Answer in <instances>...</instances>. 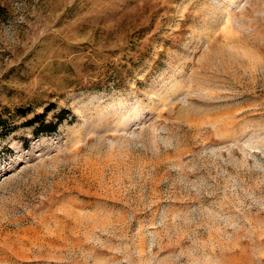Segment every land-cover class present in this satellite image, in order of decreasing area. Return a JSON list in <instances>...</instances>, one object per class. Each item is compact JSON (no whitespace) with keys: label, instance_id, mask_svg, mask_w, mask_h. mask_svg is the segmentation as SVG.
<instances>
[{"label":"rangeland","instance_id":"374dc122","mask_svg":"<svg viewBox=\"0 0 264 264\" xmlns=\"http://www.w3.org/2000/svg\"><path fill=\"white\" fill-rule=\"evenodd\" d=\"M0 118V264H264V0H0Z\"/></svg>","mask_w":264,"mask_h":264},{"label":"trees","instance_id":"16d2710c","mask_svg":"<svg viewBox=\"0 0 264 264\" xmlns=\"http://www.w3.org/2000/svg\"><path fill=\"white\" fill-rule=\"evenodd\" d=\"M53 109H54V105L49 106L48 108L45 109V111L42 114H37L36 116H34V118L29 120L26 123V127H34L35 125L40 123V125L46 129V133L49 134L54 133L57 129V125L45 124V118ZM17 113L19 114L20 117H27L30 112L28 110L19 109ZM6 122H7L6 120L0 118V132L6 128Z\"/></svg>","mask_w":264,"mask_h":264}]
</instances>
